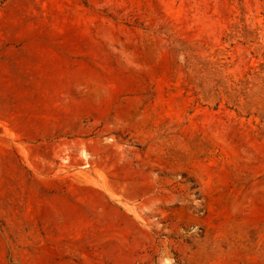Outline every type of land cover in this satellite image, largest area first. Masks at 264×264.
<instances>
[{
  "label": "rangeland",
  "instance_id": "rangeland-1",
  "mask_svg": "<svg viewBox=\"0 0 264 264\" xmlns=\"http://www.w3.org/2000/svg\"><path fill=\"white\" fill-rule=\"evenodd\" d=\"M0 96V264H264V0H0Z\"/></svg>",
  "mask_w": 264,
  "mask_h": 264
},
{
  "label": "bare ground",
  "instance_id": "bare-ground-1",
  "mask_svg": "<svg viewBox=\"0 0 264 264\" xmlns=\"http://www.w3.org/2000/svg\"><path fill=\"white\" fill-rule=\"evenodd\" d=\"M1 97V96H0ZM3 110V107L1 106V104H0V114H4V115H1V116H4L5 117V115L7 114V113H5V112H3L2 111ZM15 116V115H14ZM16 117V116H15ZM22 121H24V120H17V122H15L16 124H17V127H15L14 129H16V132L19 134V133H25V132H34L35 133V131H38L37 129H38V127H36L35 125H33L32 123H34V122H32L31 124H30V121H28V120H26V121H24V122H22ZM24 130H26V131H24ZM32 134V133H31ZM10 148H8L6 145L5 146H0V155H8V156H10L11 157V153H10V150H9ZM85 156H87V155H85ZM3 157V156H2ZM1 157V158H2ZM9 157V158H10ZM5 158V157H4ZM4 158H2L3 160H4ZM7 159V158H6ZM3 160H1V161H3ZM8 160V159H7ZM14 160V159H13ZM4 162V161H3ZM2 162V163H3ZM5 162H6V160H5ZM11 162V161H10ZM6 164V163H5ZM12 164V163H11ZM14 164V163H13ZM4 165V164H3ZM9 165V164H8ZM14 166V165H13ZM4 169H5V171H7V170H9L10 168L8 167V166H5L4 167Z\"/></svg>",
  "mask_w": 264,
  "mask_h": 264
}]
</instances>
